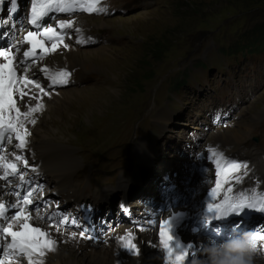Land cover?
Masks as SVG:
<instances>
[{
    "label": "rangeland",
    "instance_id": "rangeland-1",
    "mask_svg": "<svg viewBox=\"0 0 264 264\" xmlns=\"http://www.w3.org/2000/svg\"><path fill=\"white\" fill-rule=\"evenodd\" d=\"M80 1L83 3V0ZM84 1L88 8L99 6L97 9L100 11L73 9L76 12L62 13L49 21L56 23L57 18L83 21L90 36L80 44L77 53L91 56L99 53L92 56L97 59V64H94V70H83L81 66L60 68L54 78L53 90L47 89L48 81L42 73H35L40 84L44 83L46 90L55 92L58 100L49 96L52 110L37 112L36 117L32 115L35 124L25 122L35 141L41 136L33 130L40 125L45 132L51 133V143L65 144L73 149L72 154L82 163L73 171L69 183L77 186L76 176L83 189L110 186V180L115 183L112 179L115 172L126 174V170L131 171L135 159L138 164L136 152H139L140 145L146 149L143 155L150 159L149 162L148 159L144 160L142 166L151 163V171L141 176L143 186H139L140 189L134 187L131 192L130 205L137 201L140 206L138 213L145 207L159 209L160 203L166 204L167 200L159 194L163 180L158 179L159 170H164V165L172 170L171 177L177 178L178 186L179 181L186 179L192 189L208 179L215 181L216 176H208L197 156L199 152H207L208 146L200 150L201 143L208 142L213 128L222 124L215 126L217 122L208 116L207 107L209 110L211 106L225 105L229 101L228 106L235 108V112L230 114L228 120L223 119L222 114L220 120L228 122L239 118L248 122V111H262L260 116L255 114L260 118L248 129L251 131L250 137L261 135L264 142V48L256 50L253 44L264 33V0ZM23 6H20L22 12L19 13L17 9L18 14H15L19 16L18 31L28 13V8ZM121 9L124 12H120ZM9 35L4 33L0 37L1 47L10 44L13 35ZM69 35L73 38L69 42L77 46L75 35L71 31ZM35 54H39V51H35ZM35 63L37 61L31 58L24 63L27 65L24 69L29 72L28 66ZM36 70L37 66L30 72ZM64 73L68 75L64 76ZM105 77L109 85L94 87L97 79ZM62 80L68 82L62 84ZM92 97L98 98V104L88 106V99L91 98L92 103ZM116 119L117 122L113 123ZM230 125L233 127L235 124ZM36 157L33 156L31 161L36 162ZM138 175L130 174L123 182L134 180ZM120 178L116 186L110 187L117 191L118 197L120 193L122 195V191L117 189L120 188ZM48 183L43 182L37 194L47 202L59 201L60 198L50 192L54 183ZM140 190H143L141 194ZM173 192L178 198L183 197L179 188ZM171 200L177 202L174 198ZM39 205L45 206L42 203ZM33 207L37 210L41 208ZM133 210L134 207L131 215L127 216L113 209L112 216H101L106 221L92 217V225L86 232L102 226L109 232L117 225L121 226L118 232H123L129 227L124 223L132 218ZM47 213L54 225L69 229L66 225L59 226L57 218L59 220L61 217H50L51 211ZM155 221L157 223L159 217ZM203 236L216 240L205 233ZM62 243L67 245L65 241ZM145 253L154 255L145 259V264H163L160 251L152 249L151 253ZM194 254L191 261L203 260L205 263L201 264H210L211 257L205 255L206 251ZM78 256L83 264L91 261L97 264L99 261V258L92 259L89 247L83 248ZM111 256L108 257L109 264ZM25 257L18 258L17 255L6 261L7 264H21ZM33 259L34 264L49 263L46 261L47 255ZM258 262L264 264V259Z\"/></svg>",
    "mask_w": 264,
    "mask_h": 264
},
{
    "label": "bare ground",
    "instance_id": "bare-ground-1",
    "mask_svg": "<svg viewBox=\"0 0 264 264\" xmlns=\"http://www.w3.org/2000/svg\"><path fill=\"white\" fill-rule=\"evenodd\" d=\"M6 1L7 0H5V3L3 4L2 8H0V37L2 38V35L4 33H9L10 35H13L10 43L11 42L19 43L20 51L19 53H17V59L23 61V67L19 69V72H23L29 81H35L41 86V88H37L35 84L32 83L23 84L22 82L23 90L27 92L28 95L24 98L23 101L18 100V104L22 112H27L32 107L41 106L40 110L32 113V115L36 117L37 112L45 113L49 110L50 111L52 110L51 104L48 102L49 96L53 97L55 100H58V97L55 95V92L46 90L44 83L40 84L37 74L35 73L38 72L42 73V75L48 81L46 84L47 89L51 88L53 90V86H52L53 81H55L54 78L58 75L60 68L63 67L72 68L76 66H81L83 70L86 68H90L91 70H94L93 66L94 64H97L96 63L97 59L93 58L92 56H95L96 54L99 53H96L94 55L92 54V56L87 53L82 55H79L77 53L79 52L78 47L81 46L80 44L86 41L87 37L89 36L88 30L85 29L84 27L85 25L83 21L72 18L64 19V21H68L71 23L70 28L61 27L59 22L63 19L57 18L56 23L49 21L53 17L54 18L58 17L62 13L71 14L75 10L87 11L88 4L84 0L83 3L80 0H68L67 7L69 8V11L67 12L49 11L48 15L42 18V20L40 21L41 27L39 29L30 26L28 23L29 19L26 18L24 25H20V31H18L16 28L18 25L17 22L19 16L15 15L18 14V11H15L13 14L10 15L9 12L7 11L10 5L6 3ZM23 4L31 12V0H17V9H19L20 11L19 13L22 12L20 10V6L22 7ZM52 7L54 9L56 5L53 4ZM90 8H96V7H90ZM97 8H99V6ZM44 27L53 28L58 35L45 36L43 34ZM33 30L39 32L37 39L43 41V47L37 46L35 51L37 52L39 51V54H34L28 58H24L23 52L31 50L32 45L28 44L27 42H22L23 37L27 34L28 31H33ZM70 31L71 34L75 35L74 39H76L77 46H74L69 42V40L73 39L69 35ZM63 32L66 33L65 39H63L61 42L53 41L60 39L59 35ZM65 44H67L68 47H64ZM54 45L55 48L53 49ZM6 47H8V44H6L5 47L0 46V48H6ZM45 49H48V51H45ZM31 58H34L37 61V63L28 66V69L31 71L33 70V68L37 66L36 72H30V71L27 72L26 69H24L27 66L24 65V63L30 60ZM0 62H4V61L0 59ZM94 84H95L94 87H105L109 85V81L107 80L106 77L99 78L94 82ZM92 98H94L92 103H90L91 98L88 99L89 101L88 106L91 105L94 106L95 104H98L97 103L98 98L96 97H92ZM25 104H27L26 107H24ZM212 107L213 106L209 108L210 111H212ZM255 114L257 116H260L262 114V111L256 113H251L250 111H248V115H250L248 122H244V119L241 120L239 118H234L233 121H228V122L219 120L218 123H215V126L221 123L222 124L220 126L213 128L214 130L207 139L208 142H205L203 144L201 143L200 150L202 148L206 149L207 146H208L207 152L209 151V149H213V150L237 149L242 144V142H244L248 137H250L251 131H249L248 128L255 124V122L257 121L256 119L260 118V117H256ZM13 115H15V113H13ZM21 119L24 120L23 117H21ZM116 122L117 119L113 121V123ZM230 124H235V125L232 127ZM25 125L26 124L24 123V126ZM236 125L239 126L236 127ZM27 130L29 132L31 129L27 127ZM34 131H36V133L38 132L41 138L35 141V139H33L29 135L27 137V147L24 150H21L16 146L17 142L14 139H13L14 141L13 143L12 142L8 143L6 141L0 142V156L4 157V159L0 161V176H4L8 174L10 171L6 167H4V165L8 163H15L17 165V174L11 175L7 181L0 179V203H5L7 206H9V213L7 214H14L16 209H11L10 206L11 204L19 203L20 209H22L25 212V214L30 217V219L27 222L32 227L39 228L43 232L47 233L48 238L54 240L56 244H55V250L44 249L42 253L41 252L34 253L35 255L31 257V261H29V258H26L28 257L26 255L24 261L21 264H34L33 258L42 257L43 255L48 256V260H46L47 262H49L48 264H83V260H80L78 258L79 257L78 254L85 247H89L91 249L92 259L99 258V261L96 262L97 264H109L108 257L111 254H112L111 264L116 261L118 262V264H145V259L149 258L150 256H154L153 254L146 255L145 251L151 253L152 249L154 251H160L162 263L167 264L163 246L160 243L159 224L165 221L166 219H172L175 217H179L178 220L179 226L176 227L174 230L176 240L178 241L176 247L179 248L181 245L193 246L192 249L190 250L189 257L185 259L183 264H201L203 260L201 262L197 260L196 262L195 260H193L194 261L193 262L190 260V258L193 259V256L196 255L194 253L196 252L201 253L202 250L206 251L205 255L207 257H210L208 255L209 246L219 247L220 250L222 251L223 247H225V245L227 244V240H234L237 238H248L254 233H264V216H261V213H256L255 215H253V217H251L248 220H242V222L239 224V228L235 229L232 233L229 232L228 226H226L225 231L217 233L218 236H216L215 238L216 240L211 239L209 237H204L202 233L203 227L197 224L195 220V217L198 214V210L200 209V206H202V200L204 196L212 193V189L216 187L217 180L222 181L221 187L226 186L227 183L232 181L230 185L240 184L250 187L262 186L258 188V190L263 188L264 162L261 166L262 169L259 172L260 173L259 177L254 179L241 178L242 173H230L228 175L230 177H228L227 180L225 181L224 175L221 174L220 176L215 177V181L213 180L211 182L208 179L207 182L203 181L200 184V186L199 184H197L196 186H194L193 189L189 185L187 179L179 181V186L177 185V187L182 191L183 197H181L178 202H173L168 199L166 204L160 203L159 209L158 208L148 209L147 207H145L140 210L141 213H138L139 209L137 208H140V206L139 203L136 201V203H133L134 212L132 218H129L126 224L124 223V225L129 227H127L123 232L120 233L118 232V230L121 227L120 225L113 227L111 230H109V232H107V229L104 226L98 229L95 228V230H93L92 232H86L89 229V227L92 225L91 223L93 218L90 217L91 213L90 212L84 213L83 219L86 221L85 222L82 218H80V213L77 212L75 209H72V213L67 212L65 210L66 207L63 204V201L61 203L58 202L57 200L52 202H46V205L44 207H41L38 210L34 209L33 207L34 205H36L39 201L42 203L46 201V199L41 200L42 195L37 194V191L36 192L33 191L31 195H28L27 193L25 194L26 190L17 189L16 186L20 181L19 179L20 174L24 176V180H28L32 178V176L34 175V180H35L34 182H38L43 179L47 181V184H49L48 182H50V184L54 183V188L53 189L51 188L50 192H52L53 194H56L58 190L61 193L67 192L68 195L70 194L71 197L76 199L81 196V192L78 190L76 185L69 183V180L72 178L71 175L73 174V171L77 170L82 163L80 162V159L76 155L72 154L73 149H71L69 146L65 144L51 143L50 135H49L51 133L45 132V129L41 128L40 125H38L37 128L33 130V132ZM138 149L139 152L138 153L136 152V157L138 158L137 167L139 171L138 170L137 171L141 173V171L144 172L145 170H147L148 167L151 165V163H149L148 166L146 167L142 166L143 164H145L144 160L148 159L149 162L150 159L147 157V155H143L144 150H146L145 147L140 145L138 146ZM17 155H21L27 160V167L25 166L22 160L16 159ZM36 155H37L36 157L37 161L36 162L31 161V158ZM260 156H261L260 152H257L252 157V159L253 160L259 159ZM38 159L41 161V164H39ZM190 161H193V159H190ZM203 162L205 163V160L202 161V163ZM179 167H181V165H179ZM135 175H138V173H135ZM231 176L233 177L231 178ZM237 176H239L238 179H236ZM120 180H121L119 184L120 188L117 187V189L122 191V195L125 196L129 195L130 193L129 189H131L130 181L127 180L123 182L124 180L123 178H120ZM162 183L163 185H165L164 181H162ZM137 188L140 189L139 186ZM142 191L143 190H140L139 193L141 194ZM17 193H19V195H17ZM256 194H258V192ZM95 195L96 197L103 198L105 200H109V198H111L112 196L118 197L117 191H115L114 189L101 188V187L96 188ZM122 195L120 193V196ZM25 197H27L31 201V203H24ZM126 199L128 198L126 197L125 200ZM105 205L108 204H104V206ZM113 209H115L113 204L105 206L102 208L101 213L95 214L94 217L100 218L103 215H107L108 217H110L114 213ZM122 209L123 207L121 205H118L119 212L122 211ZM54 210H57L58 213L61 214L59 217H64L63 219L64 222H67V224L59 223V226L66 225L67 227H69V229H65V227L62 228V226L57 227L56 225H54L53 220L50 219L47 215L48 211L52 212ZM119 212L117 213L120 214ZM135 213L138 216L134 217ZM157 217H159V221L156 223L155 218ZM74 220L77 221V225L69 226L68 223H71ZM142 222L143 225L141 226ZM2 226L4 225L0 224V227ZM15 230H21V229L16 228ZM81 232L84 233L83 237H81L80 235ZM128 233H131L135 237V244L139 250V254H135L134 252L127 251L124 248L121 241L119 240V237L125 236ZM2 240H4L6 244L10 243V238H7V240H5L3 234H0V241ZM63 241H65L67 245H63L62 243ZM257 243L261 250L255 252L253 257V264H259L258 260L264 259V241H258ZM206 256L204 258H206ZM14 258H16V256ZM93 263L95 262L91 261V263L89 264H93Z\"/></svg>",
    "mask_w": 264,
    "mask_h": 264
},
{
    "label": "snow or ice",
    "instance_id": "snow-or-ice-1",
    "mask_svg": "<svg viewBox=\"0 0 264 264\" xmlns=\"http://www.w3.org/2000/svg\"><path fill=\"white\" fill-rule=\"evenodd\" d=\"M7 2L10 5L7 11L11 15L17 10V0H7ZM91 2H94V0H91ZM4 3L5 0H0V8H2ZM67 3L68 0H31V16L28 20L29 25L39 29L41 27L40 21L48 15L49 11H69ZM53 4L56 5L54 9L52 7ZM87 10L93 12L100 11V9L96 8H88ZM59 23L61 27H71V23L68 21L61 20ZM43 34L45 36L58 35L51 27H44ZM38 35L39 32L33 30L28 31L23 37L22 42H27L32 45L31 50L23 52L24 58L34 55L37 46L43 47V41L37 39ZM64 47H68V45L65 44ZM54 48L55 45L53 46V49ZM19 51L20 47L17 42H11L8 47L0 48V59L4 61L0 62V142L6 141L11 143L14 139L17 142L16 146L24 150L27 147V137L30 135L24 123L30 122L31 124H35L36 120L32 116V113L40 110L41 106L32 107L27 112L21 111L18 100L23 101L28 95V93L23 90L22 82L23 84H35L37 88H41V86L35 81H29L23 72H19V69L23 67V61L17 59V53H19ZM45 51H48V49H45ZM63 75L67 76L68 73H64ZM67 82V80L60 81L62 84H66ZM53 83H55V81H53ZM13 113H15V115H13ZM21 117H23L24 120H22ZM209 151L214 152L213 149H209ZM3 159L4 157L0 156V161ZM16 159L22 160L27 167V160L23 156L17 155ZM4 167L10 171L8 174L0 176V179L7 181L11 175L17 174V165L15 163H8L4 165ZM242 167H246V165L233 162L227 172L223 174L224 180H227L228 175L232 171H239ZM220 175L221 173L218 172L217 176ZM19 179L24 180V176L20 174ZM221 182L222 181L217 180L216 187L212 189L213 197L219 194ZM227 191L231 193L232 188L229 187ZM17 195H19V193H17ZM24 203H31V201L25 197ZM10 207L11 209H16L14 214H7L9 213V206L5 203H0V224L4 225L0 227V234H3L5 240L10 238V243H7L6 247L0 245V252L6 251L8 255L18 254V258L27 255L29 261H31L33 253H42L44 249L55 250L56 242L49 239L47 233L39 228L32 227L27 222L30 217L20 209L19 203L11 204ZM206 211L208 213L205 217L206 225H211L215 220H225L227 217L233 215L239 216L241 220H243L245 216L251 213H264V196L244 194L239 196H227L220 202H209L206 206ZM178 220L179 217H175L166 219L159 224L160 243L163 246L167 264H183L185 259L189 257L190 250L193 247L192 245H181L179 248L176 247L178 241L176 240L174 230L179 226ZM16 228L21 230H15ZM80 235L83 237L84 233L81 232ZM248 238V244L254 252L261 250L257 242L264 241V233H254ZM119 240L127 251L139 254V250L135 244V237L131 233L119 237ZM0 264H7V261L0 260Z\"/></svg>",
    "mask_w": 264,
    "mask_h": 264
},
{
    "label": "clouds",
    "instance_id": "clouds-1",
    "mask_svg": "<svg viewBox=\"0 0 264 264\" xmlns=\"http://www.w3.org/2000/svg\"><path fill=\"white\" fill-rule=\"evenodd\" d=\"M249 238H237L225 245L222 252L219 247L209 246L210 264H253L255 252L248 244Z\"/></svg>",
    "mask_w": 264,
    "mask_h": 264
},
{
    "label": "trees",
    "instance_id": "trees-1",
    "mask_svg": "<svg viewBox=\"0 0 264 264\" xmlns=\"http://www.w3.org/2000/svg\"><path fill=\"white\" fill-rule=\"evenodd\" d=\"M261 37H259L260 39H256V42H253V44H254V48L257 50V49H259V50H262L263 48H264V40H262V39H264V33L263 34H261L260 35ZM263 37V38H262ZM261 40V41H260ZM258 41V42H257Z\"/></svg>",
    "mask_w": 264,
    "mask_h": 264
}]
</instances>
